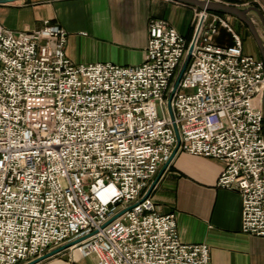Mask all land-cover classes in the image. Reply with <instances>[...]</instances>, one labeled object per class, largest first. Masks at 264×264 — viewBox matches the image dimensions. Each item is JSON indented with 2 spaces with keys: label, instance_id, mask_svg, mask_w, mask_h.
<instances>
[{
  "label": "built area",
  "instance_id": "obj_1",
  "mask_svg": "<svg viewBox=\"0 0 264 264\" xmlns=\"http://www.w3.org/2000/svg\"><path fill=\"white\" fill-rule=\"evenodd\" d=\"M192 8L171 100L179 149L223 163L216 187L240 194L241 231L264 237V62L227 15ZM147 31L143 63L86 65L67 57L61 26L13 34L0 21V264L80 237L70 249L99 264H212L206 244L180 240L175 212L139 202L175 148L166 100L190 45L163 19Z\"/></svg>",
  "mask_w": 264,
  "mask_h": 264
},
{
  "label": "crops",
  "instance_id": "obj_2",
  "mask_svg": "<svg viewBox=\"0 0 264 264\" xmlns=\"http://www.w3.org/2000/svg\"><path fill=\"white\" fill-rule=\"evenodd\" d=\"M248 4L264 13V0ZM192 10L170 0H25L0 4V21L13 34L38 28L44 21L61 26L68 34L65 51L72 63L133 66L145 61L151 19L167 21L189 43L194 34ZM226 37L224 31L216 42L224 43ZM170 161L150 199L160 213L175 212L180 240L206 244L212 264H264V237L241 231L240 194L216 187L223 163L180 149ZM37 264L99 262L68 248Z\"/></svg>",
  "mask_w": 264,
  "mask_h": 264
},
{
  "label": "water",
  "instance_id": "obj_3",
  "mask_svg": "<svg viewBox=\"0 0 264 264\" xmlns=\"http://www.w3.org/2000/svg\"><path fill=\"white\" fill-rule=\"evenodd\" d=\"M17 1H21V0H0V4H11ZM170 1H173V2L175 1V2L181 3L186 6L195 7L200 11H207V12L216 13V14L219 13V14L235 17L242 24H244L246 28H248L254 42H256V45L259 50V55L261 56V59L264 62V39H262V37L260 36L258 29L255 26L253 17H252V15H256L259 18L261 27H263V31H264V13L263 12L261 13V11L256 6L248 4L251 0H239L243 2L245 5H240V4L232 5L222 0H218V1L217 0H170ZM193 47H194V44H193V41H191L187 49V52L183 58L184 60L177 71V76L171 86L172 89L166 100L168 118H170L172 129L176 136V144L174 146L175 148L173 149L169 157L165 160V164L163 165L161 170L156 174L150 187L147 189L146 194L140 199L139 202H142L146 198L150 197L153 187L156 185V183L160 179L167 165L171 162L170 160L179 151V148H180L179 144H180L181 138H180V132H178V127L176 124V118L174 117L171 100H172L173 95L177 91V86L184 74V71L186 70L187 66L189 65L191 61L190 58H191ZM261 100H262V110H263V115H264V90L262 92ZM123 211L111 217L103 227L107 226L110 223V221L120 216L123 213ZM82 239H84V237H80V239H75V240L66 242V244L52 248L51 250L47 251L45 254L38 256L36 259L30 260L23 264H37L46 259H50L53 256L60 254L66 249L70 248L71 246L79 243Z\"/></svg>",
  "mask_w": 264,
  "mask_h": 264
},
{
  "label": "rangeland",
  "instance_id": "obj_4",
  "mask_svg": "<svg viewBox=\"0 0 264 264\" xmlns=\"http://www.w3.org/2000/svg\"><path fill=\"white\" fill-rule=\"evenodd\" d=\"M218 1V0H217ZM224 2H227L229 4H237V2H235V0H228V1H225V0H222ZM193 9V8H192ZM193 11V10H192ZM192 15H193V19H192V27L194 29V23L197 21L195 18V15H194V12H192ZM253 17V20L255 22V26L257 27L258 29V32L260 34V36L262 37V39H264V31H263V27H261V24H260V21H259V18L256 16V15H252ZM227 22H228V25L230 28L233 29V31L237 32L243 42V47H244V52L245 54L247 55H251L255 58H258V57H261L259 55V50H258V47L256 45V42H254L249 30H247L246 27H244L242 25V23L237 20L235 17H231V16H228L227 17ZM196 20V21H194ZM46 21H44V23L41 25L43 26L45 24ZM50 24H52L51 22H49ZM56 25V24H55ZM40 26V27H41ZM39 28V27H38ZM221 33L220 35H222V33L224 34V31H226L225 29L221 28ZM227 34V32H226ZM228 35V34H227ZM217 38V37H216ZM216 38H215V41H216ZM230 40L228 38V36L224 39V43H227L229 44Z\"/></svg>",
  "mask_w": 264,
  "mask_h": 264
},
{
  "label": "trees",
  "instance_id": "obj_5",
  "mask_svg": "<svg viewBox=\"0 0 264 264\" xmlns=\"http://www.w3.org/2000/svg\"><path fill=\"white\" fill-rule=\"evenodd\" d=\"M21 1H25V0H21ZM225 1H228V0H225ZM233 1V0H232ZM17 2H20V1H17ZM244 27H246L244 24H242ZM247 30H248V28H247Z\"/></svg>",
  "mask_w": 264,
  "mask_h": 264
}]
</instances>
